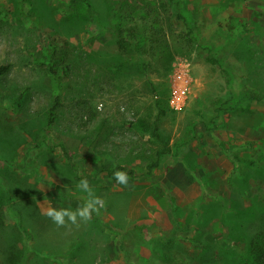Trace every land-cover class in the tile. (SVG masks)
Segmentation results:
<instances>
[{"label": "rangeland", "instance_id": "1", "mask_svg": "<svg viewBox=\"0 0 264 264\" xmlns=\"http://www.w3.org/2000/svg\"><path fill=\"white\" fill-rule=\"evenodd\" d=\"M117 2L64 15L60 0H0V264H208V250L240 264L264 235V0ZM116 6L135 33L127 50ZM53 43H68L61 88ZM161 110L171 152L147 177ZM220 141L255 165L234 169ZM82 178L105 207L57 228L45 210L81 206Z\"/></svg>", "mask_w": 264, "mask_h": 264}, {"label": "trees", "instance_id": "2", "mask_svg": "<svg viewBox=\"0 0 264 264\" xmlns=\"http://www.w3.org/2000/svg\"><path fill=\"white\" fill-rule=\"evenodd\" d=\"M124 1V0H123ZM122 0H118L116 4L119 6L121 4ZM61 5V12L64 15H70V14H77L79 11V8H84L87 14L93 15V6H92V0H60ZM116 6V7H117ZM121 9L120 7L114 8V18L116 20V36L119 44V48L121 50H127L132 47L131 43L133 40H135V33H128L125 31L123 24H122V18H121ZM178 20L182 23H184L186 26H188V18L185 16V14H177ZM169 20V18H168ZM144 44V43H143ZM68 43L64 44L63 47H60L56 43H53L50 46L49 53H50V61L46 64L47 66V73L55 80L57 85L61 88L62 86V75L60 72H66L69 70L68 65V49H67ZM208 62L212 64H219V61L217 59H208ZM10 65L2 66L0 67V76L8 73L10 71ZM252 100L256 98H251ZM59 97L55 99V105L50 110V116L51 121L53 122V117L55 111L59 108ZM165 115V111L161 110L158 114V117L156 118L155 122L153 123L151 127V136L153 140H155L156 143L163 146L162 149H158L156 151V160L151 161L146 166V176L151 177L152 172L160 167L161 160L165 156H167L171 152V148L169 146L170 142L168 139H166L161 133L159 128V120L162 116ZM219 146L222 149L223 153L226 154V156L229 158V160L233 163L234 169H238L241 165L248 164L250 166H254L255 163L248 159H243L240 156H238L236 153H234L231 149H227L226 144L223 141L219 142ZM116 171H124L127 173L126 168L124 166H116L113 170L109 171V177L117 182L114 178V173ZM214 254L211 253L209 250L207 251V254L205 255L206 262L208 264H217L214 261ZM235 259L240 261V264H264V235L262 232L256 233L253 235L252 239L248 242L246 248L243 251L237 252L233 256Z\"/></svg>", "mask_w": 264, "mask_h": 264}, {"label": "clouds", "instance_id": "3", "mask_svg": "<svg viewBox=\"0 0 264 264\" xmlns=\"http://www.w3.org/2000/svg\"><path fill=\"white\" fill-rule=\"evenodd\" d=\"M114 178L119 185L126 187L129 184L130 178L124 171H116ZM76 188L86 194L84 203L81 206L75 210L71 208L57 209L49 206L45 210L46 216L52 220L57 228H79L82 224L90 223L93 217L98 216L105 207V201L95 194L87 178L80 179Z\"/></svg>", "mask_w": 264, "mask_h": 264}, {"label": "built area", "instance_id": "4", "mask_svg": "<svg viewBox=\"0 0 264 264\" xmlns=\"http://www.w3.org/2000/svg\"><path fill=\"white\" fill-rule=\"evenodd\" d=\"M172 107L176 110H180L182 108V101L179 98H174L172 101Z\"/></svg>", "mask_w": 264, "mask_h": 264}]
</instances>
